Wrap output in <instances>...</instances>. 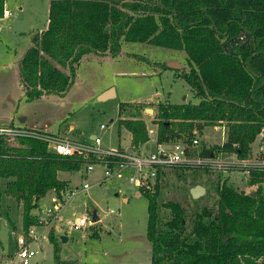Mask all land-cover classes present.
I'll return each instance as SVG.
<instances>
[{
	"label": "trees",
	"instance_id": "1",
	"mask_svg": "<svg viewBox=\"0 0 264 264\" xmlns=\"http://www.w3.org/2000/svg\"><path fill=\"white\" fill-rule=\"evenodd\" d=\"M122 40L185 52L182 68L163 66L176 70L199 101H158L152 120L157 143H186L189 155L247 158L257 137L264 141V0H50L48 27L33 35L19 63L24 99L65 96L86 54L117 56ZM146 105L120 104L119 137L127 132L133 147L150 140ZM207 125H225L226 140L192 148ZM15 140L20 145L0 135V180H6L0 200L6 193L23 203L27 229L35 224L31 210L42 197L69 189L59 171L80 170L88 160L120 161L110 155H63L39 136ZM248 182L257 188L247 192L225 179L218 186L217 209L204 205L189 221L182 202L163 201L169 213L160 224V183L141 186L148 198L151 264H264V170L252 169ZM91 236L100 231L92 228ZM49 239L56 245L54 233Z\"/></svg>",
	"mask_w": 264,
	"mask_h": 264
},
{
	"label": "rangeland",
	"instance_id": "2",
	"mask_svg": "<svg viewBox=\"0 0 264 264\" xmlns=\"http://www.w3.org/2000/svg\"><path fill=\"white\" fill-rule=\"evenodd\" d=\"M49 11L50 0L4 1L3 15L0 16V95L6 91L16 92L20 60L32 43L33 35L48 27ZM125 48L126 55L112 62L84 56V61L81 60L76 65V70L84 81L73 87L63 104L53 98H41L32 102L24 100L19 113L23 111L28 117L38 116L48 130L59 131L72 124L77 129L73 132L64 129L63 136H75L73 138L76 139L84 136L89 139L95 134L102 138L103 147L116 149L130 143L127 132L124 131L119 137V108L123 102L146 103V108L154 109L158 101H199L190 85L176 70L163 66V63L177 61L183 67L184 51L137 42L127 43ZM103 86H106L104 90L114 87L115 96L99 100V94L104 90H98ZM154 114L155 112L150 114L146 111L144 114L149 130L154 129L147 145L151 150L155 147L157 131L152 123ZM19 121L17 119L16 124H20ZM102 123L107 126L106 129L100 127ZM196 137L199 139L197 149L203 143L209 146L222 144L227 137V127L207 125L202 134L197 133ZM15 139L10 142L20 145ZM263 143L258 136L253 143L256 151L253 154H257ZM226 157L227 160L234 158L232 154ZM182 164L177 163L161 170L158 177L149 184L152 187L155 182L160 183L159 224L169 213V209L161 206L163 201L172 199L182 202L189 221L194 212L204 205L217 209L218 186L225 179L247 192L257 188L249 184L248 175L243 170L200 168L197 164L189 167ZM105 169L104 164H98L90 172H86L85 165L77 171H59V178L68 179L69 189L78 190V194L62 207L57 220L50 217L42 221L48 215L45 209L53 205L52 197L55 192L49 191L40 199L37 207L31 210L35 224L28 229L23 219V203L13 196L2 194L0 251L16 253L18 237L27 235V231L32 229L37 232L38 239L31 242L35 255L26 264H151L152 242L147 236L148 198L142 194L138 182L128 179L130 175H137L138 171L127 168L121 178L116 175L105 178ZM5 181L0 180L2 190L5 189ZM83 182H88L91 186L87 194L81 191ZM196 185H202L206 189L198 199L191 195V190ZM84 203L88 204L85 213L93 214L96 210L100 219L96 223L75 229L70 222L81 214L77 212V207ZM111 209L115 212L112 213ZM92 228L100 231L99 237L91 236ZM51 233L56 236V245L49 239ZM63 235L67 237V241L62 240Z\"/></svg>",
	"mask_w": 264,
	"mask_h": 264
},
{
	"label": "built area",
	"instance_id": "3",
	"mask_svg": "<svg viewBox=\"0 0 264 264\" xmlns=\"http://www.w3.org/2000/svg\"><path fill=\"white\" fill-rule=\"evenodd\" d=\"M100 127L102 129H106L107 126L102 123ZM151 132H154V129H151L150 133ZM0 135L6 136L10 140L23 135L39 136L48 142L49 149L63 155L94 154L96 157H103L106 155L119 157L120 161L113 162L111 164L104 159H101L100 162L88 160L84 163L86 172L92 171L98 164H104L106 166L104 171L105 178L113 177L115 175L121 178L123 176L124 169L134 168L138 171V174L130 175L128 179L131 182H138L140 187L143 185L149 186L150 182L158 177L159 171L164 170L167 167L169 168L177 163H183L182 165L190 166L191 164H197L200 168L216 167L222 170H243L246 172L248 177L252 169L264 170V143L262 145L260 144L257 154H253L254 149L247 158H240L237 153H231L234 158L227 160L226 155L229 153H220L211 157H201L198 154L189 155L187 152L190 146L183 142H156L155 149L147 151L146 149L141 148L143 144L139 147H133L130 145L123 149L106 148L103 147L102 138L98 135H95V138H93L92 141H86L52 133L42 134L39 133L38 130L18 126L0 127ZM198 144L199 139L194 137L191 145L192 148L196 149ZM129 148H131V152L128 151ZM255 152L256 151H254V153ZM102 181L104 182L105 180H101V182ZM90 187L91 186L88 182H83L81 191L84 194H87ZM78 192V190H73L72 188L61 190L59 193L55 192L52 197L53 205L45 209L48 215L46 218L42 219V221L48 220L50 217L57 220L59 211L64 205L72 201ZM84 205L85 209L83 211L77 210V212L81 214L76 216L75 219L70 222L71 226L75 229H81L94 223L93 214L88 215L85 213V211L88 210V204L84 203ZM80 206L81 205L78 207ZM111 212L114 213L115 210L111 209ZM27 232V235H21L18 237V251L16 253L9 254L8 252L5 253L0 251V264H26L35 255V250L31 247V242L38 239L37 232L32 229H29Z\"/></svg>",
	"mask_w": 264,
	"mask_h": 264
},
{
	"label": "crops",
	"instance_id": "4",
	"mask_svg": "<svg viewBox=\"0 0 264 264\" xmlns=\"http://www.w3.org/2000/svg\"><path fill=\"white\" fill-rule=\"evenodd\" d=\"M0 29H1V26H0ZM44 30H40L39 32H42ZM122 42H123L122 48H121L122 50L117 56H114L110 53L105 54V55H96L94 53H88L86 55L87 56L89 55V58H92L90 56H93V58H98L100 61L108 60L109 62H112L115 60H120V57H123L127 53L125 47H126V44L128 42H126V41H122ZM123 44H124V46H123ZM121 53H123V54L120 55ZM82 60H83V58H82ZM67 71H69V69ZM76 80L77 81L72 85L71 89L69 90V92L64 97H58L57 95H48V96L44 95V96H41L37 99L53 98V99H56L58 101H61L63 104L67 100L68 94H70V91L73 89V87H75L79 82L84 81L83 77L81 75H79L78 70H76ZM105 88H106V86H103L102 88H100L98 90V92L103 91ZM24 100H25L24 99V86L21 82L20 71H19V83H18V88L16 89V92L15 91L14 92L13 91H6L3 95H0V127L7 126V125H14V126H18V127H27L29 129H35V130H39V131L41 130V131H44L45 133H52V134H58V135H63L64 129H65V131H68V132H73L75 129H77V128H75L74 125L68 124L62 130H59V131L48 130L45 127L46 124H44V123L42 124L41 118H38V116H29L28 117L27 114H25L23 111L21 113H19V109L21 108V104H22V102H24ZM63 100H65V101H63ZM17 119L20 120L19 121L20 124H16L15 121ZM28 124H30V126ZM93 135H95V134H92L91 136H93ZM73 137H75V136H72V138ZM80 140L92 141L93 138L88 139V138H85L83 136L82 139H80ZM129 141H130V137H129ZM148 143H149V141L147 143L143 144L142 147L144 149H146L147 151H151V149H148V147H147ZM128 146H130V143L128 145H125L123 148L128 147ZM155 147H156V140H155ZM155 147H154V149H155ZM65 180H68V179H65ZM124 200L128 201V198L124 197Z\"/></svg>",
	"mask_w": 264,
	"mask_h": 264
},
{
	"label": "water",
	"instance_id": "5",
	"mask_svg": "<svg viewBox=\"0 0 264 264\" xmlns=\"http://www.w3.org/2000/svg\"><path fill=\"white\" fill-rule=\"evenodd\" d=\"M168 65L172 68H182V64L176 61H170L168 62ZM115 88L114 87H110L109 89L104 90L103 92H101L99 94V100H106L108 98H111L113 96H115ZM145 111L147 113L153 114L154 113V109L151 107H147L145 109ZM91 138H95V135L91 136ZM129 152H131V148L128 149ZM206 192V189L202 186V185H196L192 188L191 190V195L194 199H198L201 195H203ZM254 195V192H253ZM85 209V205H81L80 207H78V211H83ZM100 219L97 211L95 210L93 212V222L96 223L98 220ZM63 241H67V237L66 236H62L61 237Z\"/></svg>",
	"mask_w": 264,
	"mask_h": 264
}]
</instances>
